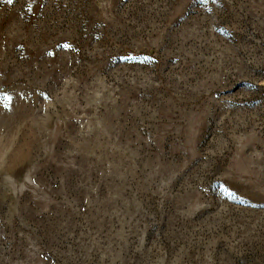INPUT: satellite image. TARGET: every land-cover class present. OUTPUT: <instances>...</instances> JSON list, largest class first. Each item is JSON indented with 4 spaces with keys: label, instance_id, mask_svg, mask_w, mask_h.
Returning <instances> with one entry per match:
<instances>
[{
    "label": "rangeland",
    "instance_id": "obj_1",
    "mask_svg": "<svg viewBox=\"0 0 264 264\" xmlns=\"http://www.w3.org/2000/svg\"><path fill=\"white\" fill-rule=\"evenodd\" d=\"M44 253L264 264V0H0V264Z\"/></svg>",
    "mask_w": 264,
    "mask_h": 264
},
{
    "label": "trees",
    "instance_id": "obj_2",
    "mask_svg": "<svg viewBox=\"0 0 264 264\" xmlns=\"http://www.w3.org/2000/svg\"><path fill=\"white\" fill-rule=\"evenodd\" d=\"M206 2V0H204ZM6 249L8 248V243L5 245ZM45 262H48L50 264H55L54 258H52V255L49 253H44Z\"/></svg>",
    "mask_w": 264,
    "mask_h": 264
}]
</instances>
